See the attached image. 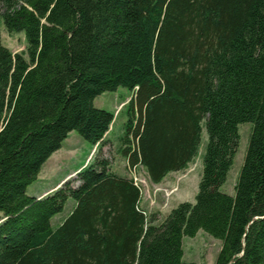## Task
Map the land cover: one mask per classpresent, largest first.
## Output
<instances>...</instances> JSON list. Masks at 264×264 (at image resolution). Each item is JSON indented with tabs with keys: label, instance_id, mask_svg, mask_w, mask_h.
Masks as SVG:
<instances>
[{
	"label": "trees",
	"instance_id": "obj_1",
	"mask_svg": "<svg viewBox=\"0 0 264 264\" xmlns=\"http://www.w3.org/2000/svg\"><path fill=\"white\" fill-rule=\"evenodd\" d=\"M0 17L27 42L14 53L0 32V264H196L183 239L200 230L221 242L214 264H264V0H0ZM119 87L133 92L119 152L154 184L194 161L206 122L196 200L161 222L102 153L77 185L27 193L71 131L103 144L114 113L94 101Z\"/></svg>",
	"mask_w": 264,
	"mask_h": 264
},
{
	"label": "rangeland",
	"instance_id": "obj_2",
	"mask_svg": "<svg viewBox=\"0 0 264 264\" xmlns=\"http://www.w3.org/2000/svg\"><path fill=\"white\" fill-rule=\"evenodd\" d=\"M0 32L4 46L14 53L26 52L27 42L24 33L8 32L2 17H0ZM132 96L133 92L125 87H119L116 91H107L97 96L94 101L95 107L114 113V120L103 144L94 146L93 143L82 138L77 131H71L63 142L62 148L57 150L44 164L37 180L27 187V193L31 196H43L44 192H48L51 188H55V185L62 184L66 180L77 185L78 182L74 180L76 169L102 153L110 159L112 170L131 179L135 173L143 191L141 206L149 214L154 213L158 217L157 222L163 221L166 215L180 202L194 203L204 169L203 157L208 142L206 122H202L201 143L197 156L187 169L181 170L184 171L183 173L175 177L176 182L183 183V199H181V196L178 195L180 191L178 192L177 187H171L172 183V185L169 183L151 184L144 168L140 164L130 168L127 158L119 152V149L123 147L121 137L125 133L126 122L130 116L128 103ZM251 129V122L239 125L241 139L238 151L227 181L222 187L226 193H235V185L244 163ZM73 203V200L68 199L64 211L56 215L53 224H58L63 220ZM183 246L185 251L183 259L185 261L196 264H214L221 249V242L204 230H200L194 237L185 236Z\"/></svg>",
	"mask_w": 264,
	"mask_h": 264
},
{
	"label": "crops",
	"instance_id": "obj_3",
	"mask_svg": "<svg viewBox=\"0 0 264 264\" xmlns=\"http://www.w3.org/2000/svg\"><path fill=\"white\" fill-rule=\"evenodd\" d=\"M142 166V165H141ZM143 167V166H142ZM144 168V167H143ZM144 170L146 171V169L144 168ZM115 171V170H114ZM184 171H175V172H170L165 178H164V180L161 182V183H158V184H156V185H159V184H167V183H169V184H171L172 186L171 187H177L178 188V195L179 196H181V199H183V196H182V185H183V183H181L180 181L178 182H176V179H175V177H176V175H179L180 173H183ZM146 174H147V172H146ZM150 183L151 184H154V183H152L151 181H150ZM155 185V184H154ZM52 189H54V188H51V190ZM51 190H48V192L49 191H51ZM44 194H46V192H44ZM184 240V239H183Z\"/></svg>",
	"mask_w": 264,
	"mask_h": 264
},
{
	"label": "built area",
	"instance_id": "obj_4",
	"mask_svg": "<svg viewBox=\"0 0 264 264\" xmlns=\"http://www.w3.org/2000/svg\"><path fill=\"white\" fill-rule=\"evenodd\" d=\"M133 180H134V182H135L137 185H140V182L138 181V179H137L135 173H134V175H133Z\"/></svg>",
	"mask_w": 264,
	"mask_h": 264
}]
</instances>
